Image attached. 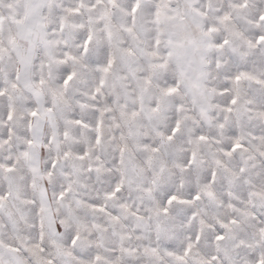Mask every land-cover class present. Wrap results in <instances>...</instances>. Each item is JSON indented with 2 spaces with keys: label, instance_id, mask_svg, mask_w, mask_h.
<instances>
[{
  "label": "snow or ice",
  "instance_id": "snow-or-ice-1",
  "mask_svg": "<svg viewBox=\"0 0 264 264\" xmlns=\"http://www.w3.org/2000/svg\"><path fill=\"white\" fill-rule=\"evenodd\" d=\"M0 264H264V0H0Z\"/></svg>",
  "mask_w": 264,
  "mask_h": 264
}]
</instances>
